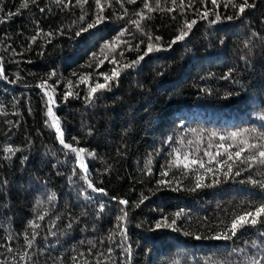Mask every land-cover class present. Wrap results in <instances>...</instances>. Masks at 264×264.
Returning <instances> with one entry per match:
<instances>
[{
	"label": "trees",
	"instance_id": "obj_1",
	"mask_svg": "<svg viewBox=\"0 0 264 264\" xmlns=\"http://www.w3.org/2000/svg\"><path fill=\"white\" fill-rule=\"evenodd\" d=\"M22 2L0 0V264H264V223L211 238L264 204V166L228 160L226 175L220 163L241 141L264 144V0H249L255 7L238 18L223 7L226 0L218 9L207 2V19L197 13L204 10L200 0L171 13L145 10L151 18L141 21L142 31L131 21L143 0H110V7L101 0L105 21L80 35L95 19V0L83 7L76 0H29L20 8ZM161 6L175 7L171 0ZM193 19L189 35L167 49ZM124 29L118 46L105 47ZM147 34L167 50L125 68L146 50ZM113 68L121 69L118 82L86 100ZM43 81L64 141L86 150V171L46 115ZM185 154L205 166L184 168ZM201 177L205 186L190 190ZM160 179L171 184L158 187ZM89 182L107 194L93 192ZM120 199L129 202L123 221ZM164 219L176 224L156 229Z\"/></svg>",
	"mask_w": 264,
	"mask_h": 264
},
{
	"label": "snow or ice",
	"instance_id": "obj_2",
	"mask_svg": "<svg viewBox=\"0 0 264 264\" xmlns=\"http://www.w3.org/2000/svg\"><path fill=\"white\" fill-rule=\"evenodd\" d=\"M56 2L58 4H63L64 0H56ZM105 3L108 4V6H111L110 0H104ZM117 3H120L121 0H116ZM129 3H136V0H128ZM165 3L168 2V0H164ZM201 4L204 5V10L203 12H200L199 9H197V13L200 15L201 19H207L210 12L209 9L207 7V2H209V0H200ZM28 3L29 0H23V2L20 4V8H27L28 7ZM31 3H36V0H31ZM69 3H71V0H69ZM76 3L81 5V7H83L84 4L88 3V0H76ZM210 3L215 6V8H219L220 7V0H210ZM95 4H96V13H95V19L88 23L86 27L82 28L80 31H78L76 34L80 35L82 32H87L89 29H93L96 26H98L99 24L103 23L106 19V17L103 15L104 12V6L101 3V0H95ZM171 4L174 5L175 7H169L167 9L163 8L161 6V0H155V6H152L150 4V0H143V8L140 9L139 11H137L135 13L136 16L139 17V19L136 20H132L131 23L134 24L136 26V29L138 31H142V26H141V21L145 20V19H150V15H145V10H147L148 13L154 12V11H168V12H173L176 11L177 8L183 10L185 7H191V2L189 0V3L186 5L185 4V0H179V4L177 3V0H171ZM229 6H231L232 9L236 10V17L238 18L239 16L243 15V13L245 12L246 8H250V7H255V3H249V0H242V2L237 3L236 0H226V2L223 3V7L224 8H228ZM41 11H43V9H41ZM19 14V9H17V11L15 13H8L9 16L11 15H18ZM125 14H127V10H125ZM212 15L215 16V20H219L221 17L219 15V12H213ZM84 15H81L80 17V21L83 22L84 21ZM123 18V17H121ZM233 16H228L227 19L231 20L233 19ZM4 22L3 20H0V23ZM213 23L215 21H212ZM197 21L195 19L191 20L190 22H185V24L183 25V27L179 30V34L174 37L168 44L167 49H171V47L178 43L183 41L190 33L192 27L194 24H196ZM127 29L122 30L118 36H116L114 38L113 41L109 42V44H106L105 47H109L110 45H115L118 46V42L121 41V38L125 36V33L127 32ZM39 33H37L36 35H34L32 37V42L35 43L36 41V36H38ZM45 35H51V33H47ZM147 39H148V43L146 46V50L143 52V54L139 55L136 59L132 60L130 63L124 65L125 68H134L135 66L139 65V63L141 61L144 60V58L146 56H148L150 53L154 52V51H160V50H167V49H162L160 45H158L157 43H153V40L155 39V41H159L160 37H155L153 38L150 34H147ZM125 43H127V41H125ZM141 43H143V41H141ZM136 51H140L139 45H136L135 48ZM104 49H101V54H103ZM107 58V57H106ZM93 59H97V54L93 53ZM111 63H116L115 60H111ZM100 64L103 63V61H99ZM121 69L118 68H113L110 70V73H104L102 74L104 77V82L100 83L97 82L95 83V85L93 87H91L89 89V93L88 95L85 97L86 100H88L89 102L91 101V99L94 97V95L101 90H110V82L113 80H116L118 82V78H119V74H120ZM55 75V73H51L49 75V79H51V76ZM75 75V73L73 74ZM3 76V69L0 68V77ZM81 82H85L84 77H81ZM45 84H47V81H43L41 85H38L39 87H43ZM69 84L71 85V81L69 82ZM69 95H73V93L71 91L66 92L65 93V99H67V97ZM49 102H52V97H49ZM47 116L51 117L53 115L52 113V109L51 107L48 108V111L46 113ZM53 126L55 127L56 132L58 133V138L60 140V143L63 145L64 148L66 149H70L73 153H75V155L77 156L78 159L81 158V154L84 153L86 150L84 148H76L73 147L72 145H69L68 143H66L63 139V133L61 131V128L58 124V122H56L54 120ZM213 136H215L216 134L213 133ZM238 135V133H232L231 134V138H235ZM225 139L224 137H221V140ZM218 147L223 148L225 147L223 144H220ZM249 150H253L251 152V154L249 155H244V153L248 152ZM5 152L7 153H13L14 154V149H12L11 147H7L4 149ZM176 151V150H174ZM88 155H94V153H88ZM205 155L209 156V163L212 162L213 157L210 153L205 152ZM216 156H220L222 155L219 151L216 152L215 154ZM184 160L188 161V163L184 164V168H188L190 165H196L199 164V166L201 168H203L205 166V163L203 160L199 159V158H194V159H189V156L187 154L184 155ZM239 160L241 163H244L248 166H251L252 164H258L260 166H264V144H251V143H247L246 141H241L240 142V147L238 148V150H236L235 152H228L227 154V159L221 161L220 163L225 164L228 166V171L225 173L226 175L231 173L232 171V166L228 164V160ZM150 163V161H149ZM175 163V161L173 162ZM82 169H85V165L81 162L79 165ZM179 166V165H177ZM169 167H171V165H169ZM86 171V169H85ZM208 171H212L211 169H206V172ZM236 175H239V171L236 172ZM162 177H167L168 176V171H164L161 173ZM202 177L198 178L195 184V187L190 189L192 191H194L196 188H200L205 186L202 182ZM253 183H256V181H252ZM158 187L159 186H164L167 187L171 184L170 180L167 179H160L157 182ZM88 188H90L93 192H96L98 194H104L106 195L107 193L105 192V190L103 188H97L96 186H94L91 182L88 183L87 185ZM176 190V189H173ZM54 199V195L52 197H49V200ZM39 203V202H38ZM118 203L120 205H123L124 208L121 209V212L123 213L122 216H118L117 220L119 221H123L125 220V218L127 217L128 213L125 210L129 204V202L126 199H120L118 200ZM140 203H143V199L140 201ZM139 205H137L138 207ZM100 211L103 212L104 208L103 206H101ZM181 215L180 212H177L175 214V216L178 218ZM264 204H261L259 206L254 207L251 210H247L244 211L242 214H239L237 216H235L233 218V220L231 221V224L226 227L224 229L223 232L212 236V239H228L229 236H236L238 231H240L243 227H245L246 225H255L258 222L260 223H264ZM38 219L43 220L44 217L43 216H39ZM176 224V220L172 219L171 223H168L167 219L162 220L161 222H158L156 224V229H160L161 227H170ZM30 226L32 227H39V225L35 224L34 222H30ZM71 225H69L70 227ZM117 227L121 228V232L122 234L126 233V229H124L122 227V225H117ZM174 230H178V229H174ZM196 239H200L199 236L196 237ZM31 245V241H29V246ZM256 264H260V261H256Z\"/></svg>",
	"mask_w": 264,
	"mask_h": 264
},
{
	"label": "water",
	"instance_id": "obj_3",
	"mask_svg": "<svg viewBox=\"0 0 264 264\" xmlns=\"http://www.w3.org/2000/svg\"><path fill=\"white\" fill-rule=\"evenodd\" d=\"M42 93H44L45 94V96L48 98V101H49V97H51L50 96V94H49V92L48 91H46V90H44L43 88H38ZM49 105H50V107H51V109L53 108V100H52V102L50 103L49 102ZM53 117H54V119H55V121L56 122H58V120H57V118L53 115ZM77 160H78V162H79V164L82 162L83 164H84V159H83V157H82V155H81V158L80 159H78L77 158ZM83 170V169H82Z\"/></svg>",
	"mask_w": 264,
	"mask_h": 264
},
{
	"label": "bare ground",
	"instance_id": "obj_4",
	"mask_svg": "<svg viewBox=\"0 0 264 264\" xmlns=\"http://www.w3.org/2000/svg\"><path fill=\"white\" fill-rule=\"evenodd\" d=\"M50 94V93H49ZM51 96V95H50ZM52 100H53V98H52ZM53 105H54V101H53ZM50 106V105H49ZM54 107V106H53ZM53 109V108H52ZM52 113H53V111H52ZM53 115H54V113H53ZM53 115L51 116L53 119H54V117H53ZM55 116V115H54ZM56 117V116H55ZM57 118V117H56ZM55 120V119H54ZM58 120V119H57ZM58 124H59V121H58ZM54 129H55V127H54ZM56 131V130H55ZM57 133V132H56ZM58 134V133H57ZM82 155V154H81ZM83 157V156H82ZM76 158H77V156H76ZM84 159V158H83ZM78 161V160H77ZM78 164H79V162H78ZM80 165V164H79ZM84 165H85V162H84ZM80 169H81V171H85V169H83L82 170V168L80 167Z\"/></svg>",
	"mask_w": 264,
	"mask_h": 264
}]
</instances>
